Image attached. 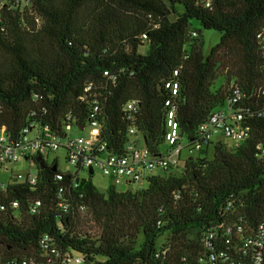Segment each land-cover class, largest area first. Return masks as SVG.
I'll return each instance as SVG.
<instances>
[{
	"label": "trees",
	"instance_id": "16d2710c",
	"mask_svg": "<svg viewBox=\"0 0 264 264\" xmlns=\"http://www.w3.org/2000/svg\"><path fill=\"white\" fill-rule=\"evenodd\" d=\"M192 20L217 31L220 42L205 52ZM262 28L264 0H34L32 11L7 5L0 11V127L17 135L35 118L58 126L69 112L85 123L92 101L85 88L93 82L109 148L124 150L132 124L122 107L139 99L135 125L149 150L161 155L168 100L177 106L179 142L196 137L235 82L251 112L264 106V57L256 39ZM236 51L237 81L228 92L223 85L213 89L219 68ZM169 82L178 83L177 94ZM247 121L251 133L239 145L212 142L190 155L180 174L159 170L141 190L110 185L102 192L93 176L78 184L70 174L55 180L58 172L48 165L35 187L18 185L8 196L0 189V257H41L48 234L85 264H198L202 238L218 222L243 217L253 230L264 219V116L249 113ZM36 199L43 204L32 214Z\"/></svg>",
	"mask_w": 264,
	"mask_h": 264
},
{
	"label": "built area",
	"instance_id": "2783aa9c",
	"mask_svg": "<svg viewBox=\"0 0 264 264\" xmlns=\"http://www.w3.org/2000/svg\"><path fill=\"white\" fill-rule=\"evenodd\" d=\"M210 5V0H206ZM7 5L24 11L33 10L34 0H0V11ZM151 16V15H150ZM37 21L41 23L40 17ZM155 23L154 27H158ZM197 33L193 32V36ZM147 38V34L143 35ZM259 50L264 57V28L256 35ZM113 82L116 77L105 71ZM173 89V94L178 93V83H167ZM95 87L90 82L86 88L85 98L91 97L90 114L85 123L77 121L72 112H69L60 125L53 126L42 118H35L29 122L17 135L7 131L6 126L0 127V174L9 172L6 181L0 178V189L4 196L14 192L16 186L25 184L35 187L40 184L42 171L40 163L45 166H56L55 180L62 179L65 174H70L72 181L79 183L83 178L94 176L98 170L112 180L113 186H128L127 190H141L145 187L148 177L159 170L179 169L184 170L186 160L190 155L199 153L210 146L215 137L222 135L231 140L235 145L245 141L251 133L248 123L249 113L264 116V106L251 112L248 105L243 103L245 97L241 85L237 82L231 86V94L225 104L216 110L198 130L196 137L189 141L188 156L183 157L180 126L176 120L177 106L168 100V131L166 135L167 151L165 154L155 155L143 143V137L135 125L140 113L141 102L131 99L124 103L122 110L126 121L132 125L128 128V139L124 150L116 152L110 149V142L104 135V119L102 118V103ZM39 96H35L38 99ZM43 114L49 109L44 106ZM36 115V112L33 113ZM86 133L74 134V131ZM63 148L66 150V159L75 168L74 172H61L56 160L49 162L50 152ZM40 158V159H38ZM27 163L23 170L15 171L9 165ZM93 169V172H90ZM134 185L135 187H131ZM62 192L60 193L61 196ZM42 200L36 199L30 203V212L37 214L42 206ZM14 209L21 206L19 199L11 202ZM60 206L68 209L69 204L62 202ZM248 223L243 217L237 220L227 218L217 223L216 227L202 238L204 252L198 256V264H264V219L256 229H248ZM221 233V236H220ZM221 238V239H220ZM44 254L41 257L5 258L0 257V264H85V258L71 248H60L53 239L45 234L41 240ZM160 253L157 254V257ZM180 264H194L184 259Z\"/></svg>",
	"mask_w": 264,
	"mask_h": 264
},
{
	"label": "rangeland",
	"instance_id": "374dc122",
	"mask_svg": "<svg viewBox=\"0 0 264 264\" xmlns=\"http://www.w3.org/2000/svg\"><path fill=\"white\" fill-rule=\"evenodd\" d=\"M191 30L196 31L198 34L197 38H200L203 40V49L205 52L209 51L212 47H214L216 44H218L220 42V36L219 33L215 30H211V29H205L201 26V24L197 21V20H192L191 21ZM148 46H145L141 49V51L143 53L148 52ZM240 66V60H239V54L236 51L235 53H232L230 59L226 60L225 62H223V64L221 65V67L219 68V75L216 78L214 84H213V89H218L220 86L223 85L224 90L228 92V88L231 86V84L235 81H237V79L233 76V73L236 71V69H238V67ZM87 130L81 132H77L74 131V134L77 133H86ZM223 141L229 145H233L234 143L225 138L222 135H218L215 137L214 142L217 141ZM182 145L184 146L183 148V157H187L188 156V146H189V139L187 138L186 135H184L183 140H182ZM167 151V146H164L163 149V154H165ZM213 157V146L210 149L209 152V158ZM48 160L49 162L56 160L58 163V169L61 172L67 173V172H74L75 168L69 164V162L66 159V150H64L63 148L55 151V152H50L49 156H48ZM10 168H13L15 171H19V170H23L26 166L27 163H16L13 165H7ZM176 170V173L180 174L182 172V170L179 169H174ZM9 172L4 173V171L0 174V178L4 181H6L9 177ZM92 181L94 183L95 186H97L102 192H106L107 189L110 187V185L112 184V180L110 178H108L107 176H104L100 170L97 171V173H95V175L92 178ZM147 185V183L145 184V186ZM131 187H135L134 185H132ZM128 186L125 185H119L118 189L119 190H125L127 189ZM167 239V235H163L159 238L158 240V244L161 245L162 243H164ZM101 260L104 259L103 256L99 257Z\"/></svg>",
	"mask_w": 264,
	"mask_h": 264
},
{
	"label": "water",
	"instance_id": "95a60500",
	"mask_svg": "<svg viewBox=\"0 0 264 264\" xmlns=\"http://www.w3.org/2000/svg\"><path fill=\"white\" fill-rule=\"evenodd\" d=\"M38 159H40V158H38ZM40 166H41V168H45V164L42 163V162L40 163ZM56 168H57L56 166L53 167L54 170H56ZM90 172L92 173L93 172V169H90Z\"/></svg>",
	"mask_w": 264,
	"mask_h": 264
}]
</instances>
